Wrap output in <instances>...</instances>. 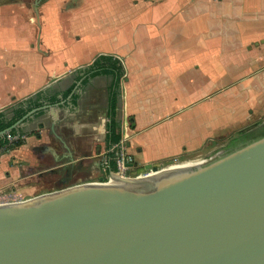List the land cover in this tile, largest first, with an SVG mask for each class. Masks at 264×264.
<instances>
[{"label": "crops", "instance_id": "crops-1", "mask_svg": "<svg viewBox=\"0 0 264 264\" xmlns=\"http://www.w3.org/2000/svg\"><path fill=\"white\" fill-rule=\"evenodd\" d=\"M68 1L60 12L50 2L31 19L24 8H0V116L16 119L13 137L21 135L15 147L0 143V191L15 187L14 196L25 197L31 173L24 163L54 165L49 154L34 150L58 146L46 128L52 117L70 118L57 124L60 135L70 139L77 158L99 169L103 157L95 151L106 148L114 76L79 70L100 54L124 65L116 119L136 167L264 124V0H86L90 9L69 20L72 31L47 38L42 23L53 22V31L85 0ZM47 39L53 41L48 51ZM40 91L56 95L59 106L16 117L14 106ZM50 151L57 157L61 148Z\"/></svg>", "mask_w": 264, "mask_h": 264}, {"label": "water", "instance_id": "water-1", "mask_svg": "<svg viewBox=\"0 0 264 264\" xmlns=\"http://www.w3.org/2000/svg\"><path fill=\"white\" fill-rule=\"evenodd\" d=\"M145 168L156 173L0 202V264H264V133Z\"/></svg>", "mask_w": 264, "mask_h": 264}, {"label": "flooded vegetation", "instance_id": "flooded-vegetation-1", "mask_svg": "<svg viewBox=\"0 0 264 264\" xmlns=\"http://www.w3.org/2000/svg\"><path fill=\"white\" fill-rule=\"evenodd\" d=\"M72 1L74 2V0H72ZM50 2H56V7H57L58 12H60V8H61L63 2H66V4L69 3L68 0H0V8L5 7V6H15V7L24 8V11L26 12V14L31 11L35 14L34 17L37 18L36 14H37L38 10L42 6H44ZM27 18L31 19L32 17L27 15ZM49 22H50V20H49ZM63 102H64V104H66L65 103L66 101H63ZM67 102H68L67 106H70L71 102L70 101H67ZM60 103H61L60 100H58L57 102L52 103V104L47 103L43 100V105L39 106V108H44L45 106H50V105L52 107H55V106L57 107V106H59ZM16 107L17 108L27 107V103H24V100H23L14 106V110L16 109ZM35 108H38V107H35ZM35 108H33V109H35ZM33 109H29L26 113H28L29 111H31ZM41 110L43 111V109H40V110H37L36 112H34L33 114L40 113ZM44 110H45V112H48V113L50 112V108H47ZM33 114L31 116H33ZM6 118L9 119L7 116H6ZM69 120H70L69 117H65V118L61 117V120L59 119V121H57V119H54V117H52L49 126L46 127L49 134L55 138V140L58 142L57 145L59 146V148H61V151L57 157H54L53 153L50 151L51 148L54 149L55 147H58L56 145L51 146V145L43 144V145L38 146L34 149V150H37L36 152H39L40 154H49L52 157L51 161L54 162V165L52 164V166H49L48 168H44V169L40 170L38 173H34V172L38 168H41L42 166H40V164H39L38 167L37 166L34 168L32 167L29 170V172L31 173L30 176H32V177L38 176V179L39 178L43 179L44 177L52 178V180L50 181V183L52 184L51 186L57 187V186H61L62 184H67V183L71 182L73 179H75L79 174L87 173L88 172L87 170H89V173L91 172L90 169H87L89 164H87V162L85 160H82L81 158H77V156L75 155L76 152L73 150V148L71 146L70 139L66 138L63 135H60V133H59L60 131L57 127V124L61 123V122L65 123V121L67 122ZM13 127H15L14 124L12 127L7 129V131L5 132V135H2L3 141L5 143L1 144V146L5 145L8 147H11V145H14L15 142L21 141V139H20L21 135L17 136V137L14 136L15 140L13 139V135L15 134L11 131V129ZM259 130H264V126H262V127L253 126L252 128L247 130L248 133H246L245 138L243 139L244 141H242V142L238 141V142H235L233 144H231L232 139H234V137H237L238 134L231 136L229 141L227 142L226 149H229L231 147H234L236 145H239V144H242L246 141H249L250 139L253 138V136L258 135ZM107 132H108V124H107ZM242 132H244V131L243 130L239 131V133H242ZM247 134H249V135H247ZM69 138H71V137H69ZM50 143L53 144L52 142H50ZM116 144H118V143H116ZM116 144H114V145H116ZM114 145H112V146H114ZM105 146H106V148H105L104 154L102 153V157H103L102 160L103 161L101 162V165L98 164L99 169H97V166H95L94 164H93L94 168L93 169L91 168L93 170V172L98 173V179L99 180L101 177H106V175L109 172L108 168L110 166V162L113 160L112 156L108 155L112 146L111 147L107 146V141L105 143ZM105 160H108V162H109L108 166H106V167L104 165ZM52 162H50V163H52ZM49 169H51V170H49ZM84 169L86 171H82L81 173H78L79 170H84ZM134 170L138 171L137 167L134 168ZM54 176H57V177L54 178ZM89 176H91V175H89ZM85 178H86V176H85Z\"/></svg>", "mask_w": 264, "mask_h": 264}, {"label": "rangeland", "instance_id": "rangeland-1", "mask_svg": "<svg viewBox=\"0 0 264 264\" xmlns=\"http://www.w3.org/2000/svg\"><path fill=\"white\" fill-rule=\"evenodd\" d=\"M132 1V0H131ZM151 1H154L156 2L157 0H151ZM53 7L50 6V9H52ZM86 9H90V5H89V2L88 1H82L80 3V7L77 9V10H74L72 9L73 11L70 10V12L67 13V16L64 15V18H63V21L61 20H58L56 21V25L58 27H55L54 30H50V25L51 24H54L53 22H43V32H44V29H45V25L47 27V32H46V36H48L47 38L51 37L54 32H59L61 31L62 33L64 32H69L70 30L72 31L73 29V25L71 26L70 25V22L68 20H71L72 18H76V17H80V14L84 13V11H86ZM41 14H44V12L41 10L39 11ZM76 12V13H75ZM46 13V11H45ZM70 13V14H69ZM17 13L14 12V15H16ZM29 16H35V14L33 12H29L27 13ZM111 14V13H110ZM49 16V14L47 15ZM69 16V17H68ZM84 16V15H83ZM55 17V16H54ZM70 18V19H69ZM48 20V18H46ZM50 23V24H49ZM38 28L35 26V29H40L41 26L37 25ZM70 26L72 28H70ZM110 27H115L117 26V22L116 23H112L110 22L109 24ZM48 33L50 35H48ZM51 40L54 41V43L57 41L53 38H50ZM80 38H78L77 40L79 41ZM48 41L46 42V46H47V51L50 49H52V45H51V42L53 43V41L47 39ZM63 40V39H62ZM92 39H89V41H91ZM33 41V40H32ZM67 41V42H66ZM81 42H85L86 39H81L80 40ZM88 42H85L86 44H90ZM63 45L67 46V45H70L71 43V40L68 39V40H63ZM32 44V43H31ZM59 45L58 41H57V46ZM62 45V46H63ZM60 47V46H59ZM51 59V58H50ZM47 61H49V57L47 56ZM264 126V124L262 125ZM237 133V132H236ZM229 140H224V141H213V142H209L206 146H204L202 149L196 151V152H192V153H183L181 156L179 157H173V158H170V159H166V160H163L161 162H156L157 163V167L158 169H161V168H165V167H168L170 165H177V164H181L183 162H189V161H192V162H201V161H205V160H209L210 156H215L216 153L218 152H224V151H227L228 149H226V146H227V142ZM125 144V147H127V144L124 142ZM127 150V149H126ZM104 149H99L98 152L95 151L96 154H101L103 153L104 154ZM128 152V151H127ZM95 157H97L95 155ZM101 158V157H99ZM96 159V158H95ZM94 159V160H95ZM52 162V161H51ZM24 164H26L28 166L27 170L29 172L30 168H34L36 166H38L39 164L37 163V161L33 160V159H30V160H27ZM45 165H49L48 162L46 163H42L40 166L41 169H44V168H47V166ZM94 168V166L92 164H90L87 169H90L91 172L89 173V170H87L88 172L87 173H83V174H79L75 179H73L71 182L67 183V184H62L61 186H51L52 184L50 183V181L52 180V178H49V177H44L43 179H38V176H30L28 178V181L24 184V187H27V191L26 192H29L24 196L22 197H17L14 196V193H16V188L15 187H12L14 189L10 190V189H3L2 191H0V202H4V201H9V200H13L15 197L17 198L16 200H21V199H26V198H30L32 196H35V195H39V194H42V193H45V192H50V191H53L55 189H59L61 187H65L67 185H71V184H75V183H81V182H85V181H98V173L96 172H93L92 169ZM138 169V172L139 173H144V172H149L150 170L152 169H146L145 166L143 167H137ZM82 171H86L85 169L84 170H79L78 173H81ZM154 171V170H153ZM104 173V172H103ZM86 178H85V176ZM91 175V176H89ZM89 176V177H88ZM57 176H54V178H56ZM19 184H17L16 187H18Z\"/></svg>", "mask_w": 264, "mask_h": 264}, {"label": "trees", "instance_id": "trees-1", "mask_svg": "<svg viewBox=\"0 0 264 264\" xmlns=\"http://www.w3.org/2000/svg\"><path fill=\"white\" fill-rule=\"evenodd\" d=\"M79 71H84L85 74H87L89 77L98 75V74H112L114 76V81L111 85V92H110V108H109V118L110 121L108 123V132H107V146L111 147L112 145L119 143L121 140V133H120V121L116 119L117 115V104H118V98L120 96L121 91V79L125 74L124 65L121 62V60L114 56L109 54H100L97 56L93 62H91L89 65L85 67H81ZM43 100L47 103H55L58 101V97L56 95H48L45 93V91L38 92L35 96H31L24 100V103H27V107H19L15 109V116L18 117L20 115L25 114L29 109H33L35 107H39L43 105ZM16 119H7L5 115L0 116V131L8 129L13 126ZM11 131L13 133L16 132V129L12 128ZM247 131H244L242 133H236L238 134L237 137H234L232 139L231 144L235 142H242L245 138ZM264 133V130H259V133L257 136ZM249 135V134H247ZM253 135V134H252ZM257 136H253L257 137ZM252 138V139H253ZM251 140V139H250ZM0 143L4 144L5 142L0 137ZM21 141L15 142V144L12 147H15L19 145ZM230 144V145H231ZM109 156H115V151H111L108 153ZM116 164L115 161L112 160L110 162V166L108 168V171L111 169H115Z\"/></svg>", "mask_w": 264, "mask_h": 264}, {"label": "built area", "instance_id": "built-area-1", "mask_svg": "<svg viewBox=\"0 0 264 264\" xmlns=\"http://www.w3.org/2000/svg\"><path fill=\"white\" fill-rule=\"evenodd\" d=\"M15 137H13L14 139ZM15 140V139H14ZM111 151H115V156H113V160L115 161L116 167L115 169L109 170V172L112 173V175H118L122 177H145V176H150L151 174L156 173V171L153 169L150 170L149 172H144V173H139L138 171H135L134 168L135 166V160L133 156L127 152L124 140H122L120 143L112 146L110 149ZM211 158V156L209 157ZM108 160H105L104 165L105 167L108 166ZM106 175L105 180H110V174Z\"/></svg>", "mask_w": 264, "mask_h": 264}, {"label": "bare ground", "instance_id": "bare-ground-1", "mask_svg": "<svg viewBox=\"0 0 264 264\" xmlns=\"http://www.w3.org/2000/svg\"><path fill=\"white\" fill-rule=\"evenodd\" d=\"M194 162L192 161H189V162H183L181 164H177V165H172L173 167H178V166H191L193 165ZM155 174V173H154ZM154 174H151L150 176L154 175ZM115 177V182L117 183H123V182H127V181H131L130 179H127V177H122V176H114Z\"/></svg>", "mask_w": 264, "mask_h": 264}]
</instances>
